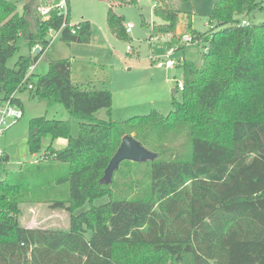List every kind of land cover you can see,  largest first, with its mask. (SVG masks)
Instances as JSON below:
<instances>
[{
	"label": "trees",
	"instance_id": "1",
	"mask_svg": "<svg viewBox=\"0 0 264 264\" xmlns=\"http://www.w3.org/2000/svg\"><path fill=\"white\" fill-rule=\"evenodd\" d=\"M35 1L25 2L24 14H19L15 3L0 0V104L9 99L18 106L11 96L31 85L30 93L55 97L77 119L78 133L72 138L66 121L30 120L27 146L32 156L40 152L46 135L67 138V144L59 150L49 144L36 163L0 173V264H264V152L255 153L217 186L233 163L242 127L264 125V23L241 25L263 10V3L214 0L206 32L187 25L191 44L203 47L199 69L185 61L181 65V101L172 103L165 118L152 113L116 122L110 119L111 93L73 84L68 60H48L44 75L32 73L20 86L50 45L48 31H58L63 22L58 9H51L46 20L37 15ZM149 1L161 21L150 38L172 35L185 12L181 6L189 0ZM107 21L117 36L127 35L111 11ZM65 22L61 42H89L88 22L71 25L68 17ZM18 40L28 54L8 67ZM36 47L41 49L37 54ZM100 110L107 119L96 117ZM126 135L156 158L122 161L104 184V170ZM7 162L2 155L0 169ZM102 198L107 202L93 205ZM23 203L67 212L68 229L20 227ZM85 204L89 208L77 213ZM158 210L175 230L164 235L161 221L154 222L151 235L135 237V230L144 229Z\"/></svg>",
	"mask_w": 264,
	"mask_h": 264
},
{
	"label": "rangeland",
	"instance_id": "2",
	"mask_svg": "<svg viewBox=\"0 0 264 264\" xmlns=\"http://www.w3.org/2000/svg\"><path fill=\"white\" fill-rule=\"evenodd\" d=\"M6 1L15 3L17 12L24 14L25 2L30 0ZM213 1L189 0L181 6L185 12L180 15V21L172 35L158 34L150 38L153 26L160 24L161 21L154 16V5L149 0L113 4L105 0H70V21L71 23L88 22L90 40L86 44L70 43L69 45L58 38L53 40L48 52L45 51L47 53H44L38 63L35 76L46 73L48 60H68L71 65V79L75 85L87 79H98L103 84L99 88L107 89L111 93L110 119L112 121L125 122L131 117L152 113L165 118L173 109L172 103L181 101V92L175 90L177 93L172 95L171 91L177 82L182 81L183 61L192 64L196 69L201 67L202 44L195 43L186 47L180 41L183 35L189 33L187 29L189 22L191 29L196 32L203 33L208 30V17ZM259 1L264 7V0ZM109 11L120 19L123 29L128 23L133 26L128 35L117 36L111 30L107 21ZM247 21L255 25L264 23V8L261 11H255ZM17 47L18 51L7 62L8 67H12L19 56L28 54L24 41L18 40ZM166 60H173L176 65L166 69L164 67ZM16 97L19 99L18 106L23 116L13 123L11 121L0 135V152L8 157L7 164L3 166L4 169H0L2 174L19 171L23 165L36 163L49 144L58 150L66 146L67 138L52 139L51 136L46 135L41 140L40 152L32 156L27 146L31 119L45 117L48 120L66 121L71 128V137L76 138L78 133L77 119L70 116L55 97L45 99L30 93L29 90L17 93ZM96 117L107 119L106 111H98ZM242 128L245 133L236 136L237 147L233 163L224 171L222 167L220 168L222 170L219 171H223L226 177L218 179L217 186L227 183L236 169L251 160L255 153L264 152V125L260 127L248 125ZM213 169L219 168L213 167ZM126 170L123 169V173H126ZM204 175H209L206 169ZM122 177H124L123 174L117 179L120 180ZM200 181H196L198 186L201 185ZM60 192V197H65L63 188H60ZM105 202L107 199L102 198L94 201L93 205L98 206ZM88 206L85 204L77 213L87 210ZM19 209L20 227L61 231H66L69 227L68 213L63 210H53L47 204L23 203L19 205ZM160 213L159 210L153 211L145 228L135 230L134 236L139 237L138 239L140 236L147 238L152 234L149 233V226L160 221L164 235L169 233L167 230L173 232L174 225L166 222L168 221L166 216L160 217ZM169 214L171 219L174 216L173 212L170 210ZM156 235L154 233L152 239Z\"/></svg>",
	"mask_w": 264,
	"mask_h": 264
},
{
	"label": "built area",
	"instance_id": "3",
	"mask_svg": "<svg viewBox=\"0 0 264 264\" xmlns=\"http://www.w3.org/2000/svg\"><path fill=\"white\" fill-rule=\"evenodd\" d=\"M68 2H69V0H38L35 3L34 8L36 10L37 15L41 16L44 20H46L48 18V14H49V11L51 9H58L60 15L62 16L63 22H62L61 28L58 31H52L51 29L48 31V36L50 39V42H49L50 45H51L53 40L58 38L59 33L63 29V27L66 26L65 20L69 15ZM241 25L242 26H248L249 22L247 20H242ZM132 29H133V26L131 24H129V23L126 24L125 33L129 34ZM180 42L183 44V46H189L191 44V37L188 34L183 35L182 41H180ZM49 46L47 47V49L49 48ZM35 49H38L39 51H41V49L38 47H36ZM127 49H129V47ZM175 65H176V63L173 60H166L164 62V67L166 69H171ZM34 69H35V66H32L29 68V70H28L26 76L24 77L22 83L20 84V86L27 81V79L33 73ZM27 89L31 90L32 86L28 85ZM175 90L177 92H181L183 90L182 82L176 83ZM12 97L14 98V94L11 96V98ZM22 116H23V113H22L21 109L16 105H12L10 103L9 99L7 101H5L4 103L0 104V135L5 131V129L8 127V125H10L9 123L11 121L13 123V122L19 120ZM2 155L3 154L0 152V157Z\"/></svg>",
	"mask_w": 264,
	"mask_h": 264
},
{
	"label": "water",
	"instance_id": "4",
	"mask_svg": "<svg viewBox=\"0 0 264 264\" xmlns=\"http://www.w3.org/2000/svg\"><path fill=\"white\" fill-rule=\"evenodd\" d=\"M39 52L35 49V54ZM172 95H175V89H172ZM156 158V155L145 148H143L132 136H123L121 138L119 147L110 159L104 174L102 177V182L104 184H109L111 182V177L113 172L118 168L122 161H132L135 163H143L146 161H152Z\"/></svg>",
	"mask_w": 264,
	"mask_h": 264
},
{
	"label": "crops",
	"instance_id": "5",
	"mask_svg": "<svg viewBox=\"0 0 264 264\" xmlns=\"http://www.w3.org/2000/svg\"><path fill=\"white\" fill-rule=\"evenodd\" d=\"M37 2V0L34 2V4H33V8H34V6H35V3ZM68 6H69V15H68V19H69V22H70V24L71 25H76V24H78V23H71V21H70V0H69V2H68ZM80 23V22H79ZM185 31H186V29H185ZM128 35V34H127ZM50 47H51V45H50ZM49 47V48H50ZM187 47V46H186ZM49 48L47 49V52H48V50H49ZM47 52H45V53H47ZM44 55V54H43ZM42 55V56H43ZM42 56L40 57V59L42 58ZM40 59H39V61H40ZM39 61L37 62V64L35 65V69H34V71H33V73L35 74V70H36V68H37V66H38V63H39ZM152 65V64H151ZM71 81H72V79H71ZM99 82V83H95V82ZM101 81H99L98 79H93V80H84L83 82H81L78 86H84V87H89V89L90 88H92V89H100L99 87H102L103 86V84L102 83H100ZM72 83H73V81H72ZM74 84V83H73ZM175 89V88H174ZM17 93H19V92H17ZM17 93H15L14 94V98H16V99H18L17 97H16V94ZM176 94V93H175ZM19 100V99H18ZM52 145V144H51ZM34 156V155H33Z\"/></svg>",
	"mask_w": 264,
	"mask_h": 264
}]
</instances>
